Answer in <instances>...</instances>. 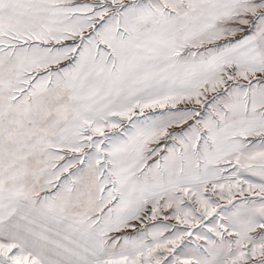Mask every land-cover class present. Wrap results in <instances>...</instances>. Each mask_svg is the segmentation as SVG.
I'll list each match as a JSON object with an SVG mask.
<instances>
[{"label": "snow or ice", "instance_id": "snow-or-ice-1", "mask_svg": "<svg viewBox=\"0 0 264 264\" xmlns=\"http://www.w3.org/2000/svg\"><path fill=\"white\" fill-rule=\"evenodd\" d=\"M0 264H264V0H0Z\"/></svg>", "mask_w": 264, "mask_h": 264}]
</instances>
